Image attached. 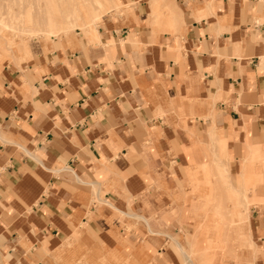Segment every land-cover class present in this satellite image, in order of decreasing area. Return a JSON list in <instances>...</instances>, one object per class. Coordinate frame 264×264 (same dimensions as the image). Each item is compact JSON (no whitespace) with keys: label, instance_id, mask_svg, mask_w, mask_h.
<instances>
[{"label":"crops","instance_id":"obj_1","mask_svg":"<svg viewBox=\"0 0 264 264\" xmlns=\"http://www.w3.org/2000/svg\"><path fill=\"white\" fill-rule=\"evenodd\" d=\"M120 1L90 38L0 40L9 258L264 264V0Z\"/></svg>","mask_w":264,"mask_h":264},{"label":"rangeland","instance_id":"obj_2","mask_svg":"<svg viewBox=\"0 0 264 264\" xmlns=\"http://www.w3.org/2000/svg\"><path fill=\"white\" fill-rule=\"evenodd\" d=\"M131 6L123 5L120 0H0V40L7 39L9 42H14V46L23 44L29 48V46H37L40 42L45 47L50 44L51 40L68 42L72 37L75 39V33L80 32L85 35L88 34V38H90L91 35L89 34L93 31L97 32L98 28L103 27L108 18L121 14L123 10H127ZM157 6H160L159 11L161 13H171L163 1ZM53 7L57 8L55 16L62 17L63 24L57 26L54 33L49 34L46 21L48 14H50L49 11H52ZM62 29H66V31L63 33ZM262 183L264 182L261 180L256 181L254 188L260 187ZM244 202L247 203V206L250 205L247 196H244ZM259 203L261 204V202ZM206 214L208 216L221 214L220 222L223 231L224 228L234 226L235 221L239 225L247 222L249 211L243 213L245 216L237 220L225 218L229 213L207 212ZM221 234L225 233L222 232ZM230 247L231 245L225 239H222L220 243L209 241L206 244L205 258L199 259V253H195L191 259L196 264H213L214 259L211 257L216 251H220L229 259L232 254ZM11 249L6 240L0 238V264H16V259L11 260L9 258ZM83 259L77 260L75 264H83L85 261ZM17 264L23 263L18 262ZM185 264L189 263L185 262Z\"/></svg>","mask_w":264,"mask_h":264},{"label":"bare ground","instance_id":"obj_3","mask_svg":"<svg viewBox=\"0 0 264 264\" xmlns=\"http://www.w3.org/2000/svg\"><path fill=\"white\" fill-rule=\"evenodd\" d=\"M79 11V10H78ZM56 12H57V8L56 7H53V10L52 11H49L50 14H48L47 16V28H48V33L51 34V33H54L55 32V29L57 26H61L63 23L62 20V17H57L55 16L56 15ZM78 13V12H77ZM63 33L66 31V29H62ZM61 31V30H60ZM58 31V32H60ZM61 33V32H60ZM46 34V33H45ZM187 255V254H186ZM188 260V259H187ZM189 262V261H188Z\"/></svg>","mask_w":264,"mask_h":264}]
</instances>
